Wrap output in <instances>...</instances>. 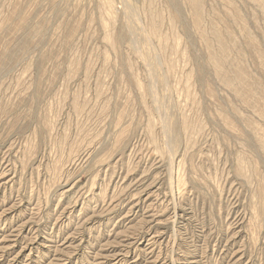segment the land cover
Segmentation results:
<instances>
[{
    "label": "rangeland",
    "instance_id": "374dc122",
    "mask_svg": "<svg viewBox=\"0 0 264 264\" xmlns=\"http://www.w3.org/2000/svg\"><path fill=\"white\" fill-rule=\"evenodd\" d=\"M0 264H264V0H0Z\"/></svg>",
    "mask_w": 264,
    "mask_h": 264
},
{
    "label": "bare ground",
    "instance_id": "6f19581e",
    "mask_svg": "<svg viewBox=\"0 0 264 264\" xmlns=\"http://www.w3.org/2000/svg\"><path fill=\"white\" fill-rule=\"evenodd\" d=\"M153 67V66H152ZM159 112H160V110H159ZM168 125V124H167ZM172 127V125L170 126V128ZM169 130V129H168ZM172 130V129H171ZM253 130V129H252ZM165 132V131H164ZM167 133V132H166ZM169 133V132H168ZM170 134H172V133H170ZM170 138V137H169ZM175 138V137H174ZM180 140V139H179ZM263 140V139H262ZM177 143V142H176ZM247 143V142H246ZM158 145V144H157ZM168 147V146H167ZM161 148V147H160ZM169 149V148H168ZM159 150V149H158ZM171 154V153H170ZM175 158V157H174ZM173 159V158H172ZM175 161V160H174ZM173 164V163H172ZM173 167V166H172ZM178 168V167H177ZM172 169V168H171ZM4 172V171H3ZM169 172V171H168ZM172 173H173V171H172ZM115 175V174H114ZM124 183V182H123ZM125 190V189H124ZM114 191V190H113ZM105 192V191H104ZM125 192V191H124ZM133 194V193H132ZM102 197V196H101ZM105 197V196H104ZM120 197V196H119ZM130 197V196H129ZM173 197H175V196H173ZM116 200V199H115ZM173 200H174V198H173ZM112 201V200H111ZM176 207V206H175ZM108 209V208H107ZM176 210V209H175ZM67 213V212H66ZM107 213H108V211H107ZM65 214V213H64ZM247 214V213H246ZM108 215V214H107ZM178 217H180V216H178ZM175 240V239H174ZM150 243V242H149ZM150 248V247H149ZM4 257V256H3ZM195 257V256H194ZM140 258V257H139ZM219 259V258H218ZM15 262V261H14ZM230 263V262H229Z\"/></svg>",
    "mask_w": 264,
    "mask_h": 264
}]
</instances>
